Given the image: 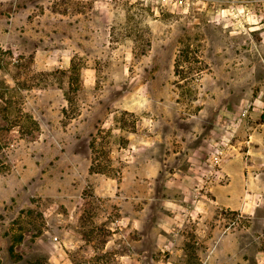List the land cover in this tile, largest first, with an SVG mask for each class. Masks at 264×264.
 Here are the masks:
<instances>
[{"label":"rangeland","instance_id":"374dc122","mask_svg":"<svg viewBox=\"0 0 264 264\" xmlns=\"http://www.w3.org/2000/svg\"><path fill=\"white\" fill-rule=\"evenodd\" d=\"M249 122L264 0H0V264H161L170 186L209 204L178 213L182 262L264 264V208L213 200Z\"/></svg>","mask_w":264,"mask_h":264},{"label":"crops","instance_id":"0c3cea01","mask_svg":"<svg viewBox=\"0 0 264 264\" xmlns=\"http://www.w3.org/2000/svg\"><path fill=\"white\" fill-rule=\"evenodd\" d=\"M263 128L264 127L260 122H249L246 126L243 125L242 128L239 129L237 135L233 137V144L229 149L230 156L223 166V171L229 175V183L226 185H221V187L217 186V189L215 188V198H213L214 202L220 206L229 208L231 210H237L242 214L248 215H254L258 210H260V208H264ZM212 147L215 149L216 145L212 144ZM204 149H206V146L201 144L195 148V152L205 154ZM217 149L219 150L220 147L218 146ZM191 154H193V152L186 154L188 155V160L193 159ZM207 163L208 162H205L204 164L207 165ZM190 168L197 170L199 167L193 163ZM201 168L204 167L202 166ZM189 173L192 176H188V179L183 177L179 179V182L177 183L179 185H183L185 189L192 185L190 179L193 177V174L191 172ZM169 189L170 192H174L171 193L172 198L181 200L184 204L180 205L174 203L173 207H168L171 212L170 214L160 212L157 215V224L161 226L163 231L157 235L156 243L157 246L163 251L168 250L171 253L170 257L161 262V264H186L182 262L181 258L179 257L181 252L185 251V244H181L182 238L185 239V235L177 226L179 223L178 213H180L182 206L185 207L184 210L186 212H191L190 209L192 207H202V204H208V202L205 198L190 201L187 197L189 195H176L180 191L179 189L171 186L168 188V190ZM188 193L192 194L193 191L190 190ZM204 196L207 197L206 194H204ZM4 201L5 200H2L1 202L3 203ZM201 218L202 217L199 219ZM76 245L77 244L72 243V245L69 246L65 242L64 245L61 244V249L65 250L64 252L66 253V248H72ZM215 248L217 250H221L222 245L219 247L217 244ZM212 256H202L200 264H217L212 260ZM120 257L121 264H136L133 256L129 253L124 256L121 255ZM56 258L57 256L55 259ZM57 260L59 263H61V261H68L70 264H73L72 260L70 258H66L63 254L59 256Z\"/></svg>","mask_w":264,"mask_h":264}]
</instances>
